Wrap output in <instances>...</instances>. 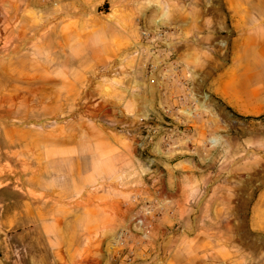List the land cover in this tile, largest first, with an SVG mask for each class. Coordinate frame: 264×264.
<instances>
[{
    "label": "crops",
    "instance_id": "crops-1",
    "mask_svg": "<svg viewBox=\"0 0 264 264\" xmlns=\"http://www.w3.org/2000/svg\"><path fill=\"white\" fill-rule=\"evenodd\" d=\"M104 2L110 11L101 14ZM222 3L223 27L173 31L167 46L152 50L126 0L119 8L113 0H0V36L42 46L43 83L66 90L67 54L93 75L128 52L145 84L146 59L157 65L146 84L152 93L123 90L93 107L91 123L75 125L72 139L60 126L59 138L45 141L43 171L28 182H41L43 201L59 211L43 224L60 232L49 264H128V251L129 264H264V183L242 171L228 183L227 173L204 166L221 157L199 154L211 123L224 130L211 100L241 116L264 115V0ZM103 116L108 123L100 125ZM146 204L157 212L149 232L119 245Z\"/></svg>",
    "mask_w": 264,
    "mask_h": 264
},
{
    "label": "rangeland",
    "instance_id": "rangeland-1",
    "mask_svg": "<svg viewBox=\"0 0 264 264\" xmlns=\"http://www.w3.org/2000/svg\"><path fill=\"white\" fill-rule=\"evenodd\" d=\"M126 1L129 2L130 10L141 17L148 30L163 29L176 33L192 27L220 28L224 23L225 9L222 0ZM113 2V8H119L122 0ZM109 8L110 5L105 2L99 6L101 14L109 12ZM197 17H200L198 25ZM171 23L174 25L169 26ZM168 35L170 39L175 34ZM37 38L40 37L36 36L35 39ZM20 40L16 36L5 39L0 36V264H49L60 232L57 224L51 228L44 227L43 224L51 220L55 222L54 218L59 215V211H54L57 206L52 209L48 202L43 201L41 192L44 188L41 182L39 184L34 181L35 185H32V180L27 181L28 177L43 171L40 153L45 141L49 136L51 139H58L60 126L66 132L62 134L74 135L75 125L91 123L90 111L93 107L105 108L108 100L112 101L114 97L122 95L123 90L126 93L132 89L135 93L141 90L144 94L152 93L146 84L153 82L150 79L151 74H154L153 71L151 73L153 62L146 59L144 63L148 80L145 84L138 83L134 77V57H129L128 52H116L112 60L104 63V67L110 65V70L101 69L93 75L83 72L78 63L67 54V84L64 91L57 83H43V67L40 64L43 58L42 46L36 49L33 43ZM168 41L154 48L167 46ZM147 45H150L149 42ZM124 63L126 67H116ZM128 63L130 66L127 67ZM210 102L215 120L219 121L224 130H215L217 126L211 123L205 137L207 147L201 148L199 154L219 156L222 163L204 166L227 173L228 183L234 182L231 173L242 171L245 176L253 169L261 187L264 181V115L245 117L214 100ZM218 111L222 112L219 119ZM95 123H98L97 118ZM107 123L106 116L100 117V125ZM15 127H21L18 135L13 133ZM248 182L250 183L249 179L244 185ZM28 186L35 191H28ZM33 197L39 202L36 203L38 206L32 203L28 205V198ZM246 215L248 213L245 212L244 229ZM259 239L261 250L264 247L262 234H259Z\"/></svg>",
    "mask_w": 264,
    "mask_h": 264
},
{
    "label": "built area",
    "instance_id": "built-area-1",
    "mask_svg": "<svg viewBox=\"0 0 264 264\" xmlns=\"http://www.w3.org/2000/svg\"><path fill=\"white\" fill-rule=\"evenodd\" d=\"M173 31H167L163 29H154V30H148V29H142L140 32L141 37L146 41L149 42L150 46L152 47V50L155 49L154 47L158 44H163L167 41L169 38L168 34H172ZM157 65L152 64L151 66V73L152 71H156ZM157 217V212L155 211V208L152 207V205H144L141 207L140 213L135 218V231H123L118 234L116 240L119 245H123L126 241H129L131 236H134L136 234L140 237H145L147 233L149 232L150 228L153 225L154 220ZM132 258V252L128 251L126 261L129 264L131 262Z\"/></svg>",
    "mask_w": 264,
    "mask_h": 264
},
{
    "label": "bare ground",
    "instance_id": "bare-ground-1",
    "mask_svg": "<svg viewBox=\"0 0 264 264\" xmlns=\"http://www.w3.org/2000/svg\"><path fill=\"white\" fill-rule=\"evenodd\" d=\"M196 22H197V21H196ZM40 32H41V31H40ZM20 41H21V40H20ZM73 46H74V45H73ZM35 47H36V46H35ZM37 47H38V46H37ZM36 49H37V48H36ZM38 50H39V49H38ZM72 50H73V47H72ZM80 50H81V49H79L78 51H80ZM34 51H35V50H34ZM70 52H71V51H70ZM81 52H82V50H81ZM37 53H38V51H37ZM82 53H83V52H82ZM35 54H36V53H35ZM40 54H41V52H40ZM43 54H44V53H43ZM36 55H37V54H36ZM79 55H80V54H79ZM72 56H73V55H72ZM23 58H24V57H23ZM21 59H22V58H21ZM42 59H43V58H42ZM193 60H194V59H193ZM15 64H16V63H15ZM25 66H26V65H25ZM22 67H23V66H22ZM24 68H25V67H24ZM24 68H23V70H24ZM25 69H26V68H25ZM68 69H69V68H68ZM20 70H21V69H20ZM82 70H83V69H82ZM45 71H46V69H45ZM67 71H68V70H67ZM69 71H70V70H69ZM11 72H13V71H11ZM20 72H22V71H20ZM74 72H75V71H74ZM22 73H24V72H22ZM22 73H21V74H22ZM11 74H13V73H11ZM22 75H24V74H22ZM47 75H48V74H47ZM47 75H46V76H47ZM25 76H26V74H25ZM15 77H16V76H15ZM15 77H14V78H15ZM26 77H27V76H26ZM28 77H29V76H28ZM55 77H56V76H55ZM39 78H40V77H39ZM43 78H44V77H43ZM43 78H42V79H43ZM47 78H48V77H47ZM19 80H20V79H19ZM33 80H34V79H33ZM7 81H9V80H7ZM27 81H28V80H27ZM62 85H63V83H62ZM62 85H61V86H62ZM9 86H10V85H9ZM41 86H42V84H41ZM63 86H64V85H63ZM65 86H66V85H65ZM38 87H39V86H38ZM38 87H37V88H38ZM71 87H72V86H71ZM49 88H50V87H49ZM49 88H48V89H49ZM63 88H64V87H63ZM33 89H34V88H33ZM45 91H46V90H45ZM48 91H49V90H48ZM57 91H58V90H57ZM50 92H51V91H50ZM38 93H39V92H38ZM40 93H41V92H40ZM40 93H39V94H40ZM66 94H67V93H66ZM18 95H19V94H18ZM40 95H41V94H40ZM43 95H44V94H43ZM0 96H1V95H0ZM41 96H42V95H41ZM45 96H46V95H45ZM47 96H49V95L47 94ZM11 97H13V95H12ZM37 97H38V96H37ZM37 97H36V98H37ZM18 98H19V97H18ZM41 98H42V97H41ZM45 98H46V97H45ZM11 99H13V98H11ZM14 99H15V98H14ZM50 99H51V98H50ZM56 99H57V98H56ZM61 99H62V98H61ZM57 100H58V99H57ZM57 100H56V101H57ZM35 101H36V99H35ZM50 101H51V100H50ZM58 101H59V100H58ZM41 102H42V101H41ZM38 105H39V104H38ZM8 107H9V106H8ZM18 107H19V106H18ZM39 110H40V109H39ZM56 110H57V109H56ZM4 111H5V110H4ZM35 111H36V110H35ZM36 112H37V111H36ZM60 112H61V111H60ZM44 115H45V114H44ZM44 115H43V116H44ZM39 116H40V115H39ZM41 116H42V115H41ZM23 118H24V117H23ZM21 120H22V119H21ZM22 124H23V123H22ZM24 125H25V124H24ZM79 129H80V128H79ZM85 129H86V128H85ZM85 129H84V130H85ZM63 130H64V129H63ZM72 130H73V129H72ZM74 130H75V129H74ZM13 131H14V130H13ZM47 131H48V130H47ZM67 131H68V130H67ZM86 131H87V130H86ZM147 131H148V130H147ZM18 132H19V131H14L13 133H14V134L17 133L16 135H18V134H19ZM44 132H45V131H44ZM61 132H62V131H61ZM64 132H65V131H64ZM73 132H74V131H73ZM51 133H52V132H51ZM65 133H66V132H65ZM72 134H73V133H72ZM88 134H89V133H88ZM63 135H64V133H63ZM67 135H68V133H67ZM81 135H82V134H81ZM84 135H85V134H84ZM84 135H82V136H84ZM68 136H69V135H68ZM90 136H91V135H90ZM19 137H20V136H19ZM19 137H18V138H19ZM47 137H48V136H47ZM71 137H72V135H71ZM71 137L69 136V138H71ZM69 138H68V139H69ZM72 138H73V137H72ZM72 138H71V139H72ZM95 138H96V137H95ZM20 139H21V138H20ZM24 140H25V139H24ZM96 140H97V139H96ZM69 141H70V140H69ZM73 141H74V140H73ZM94 142H95V141H94ZM29 143H30V142H29ZM84 143H85V142H84ZM21 144H22V143H21ZM24 144H25V143H24ZM24 144H23V145H24ZM26 144H27V143H26ZM45 144H46V143H45ZM45 144H44V145H45ZM67 144H68V143H67ZM104 144L106 145L107 143H104ZM94 145H95V144H94ZM98 145H99V144H98ZM100 145H101V143H100ZM30 146H31V145H30ZM51 146H52V145H51ZM33 147H34V146H33ZM96 147H97V146H96ZM99 147H100V146H99ZM84 148H85V147H84ZM99 149H101V148H99ZM26 151H27V149H26ZM72 151H73V150H72ZM22 152H24V151H22ZM49 152H50V151H49ZM69 152H70V151H69ZM81 152H82V151H81ZM83 152H84V151H83ZM19 153H21V152H19ZM17 154H18V153H17ZM71 154H72V153H71ZM48 156H49V155H48ZM53 156H54V155H53ZM78 156H79V154H78ZM68 158H69V157H68ZM63 159H64V158H63ZM46 160H47V159H46ZM69 160H70V159H69ZM76 160H77V158H76ZM75 162H76V161H75ZM79 164H80V163H79ZM257 164H258V163H257ZM60 166H62V165H60ZM58 167H59V166H58ZM27 168H28V167H27ZM51 168H52V167H51ZM51 168H50V169H51ZM59 170H60V169H59ZM59 170H58V171H59ZM258 170H259V169H258ZM37 171H38V170H37ZM56 171H57V170H56ZM74 171H75V170H74ZM252 172H253V171H252ZM255 172H256V171H255ZM258 172H259V171H258ZM44 173H45V172H44ZM53 173H54V172H53ZM62 173H63V172H62ZM57 174H58V173H57ZM45 175H46V174H45ZM262 176H263V175H262ZM33 178H34V177H33ZM263 179H264V177H263ZM263 179H262V180H263ZM26 180H27V179H26ZM262 180H261V181H262ZM27 181H28V180H27ZM30 182H31V181H30ZM263 183H264V181H263ZM50 184L52 185V183H49V185H50ZM32 185H33V184H32ZM52 186H53V185H52ZM60 186H61V185H60ZM52 188H53V187H52ZM73 188H74V187H73ZM50 189H51V188H50Z\"/></svg>",
    "mask_w": 264,
    "mask_h": 264
}]
</instances>
